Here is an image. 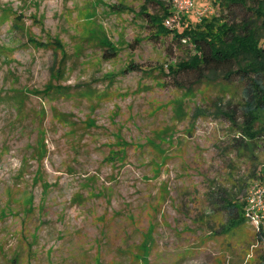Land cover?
<instances>
[{
  "label": "rangeland",
  "instance_id": "rangeland-1",
  "mask_svg": "<svg viewBox=\"0 0 264 264\" xmlns=\"http://www.w3.org/2000/svg\"><path fill=\"white\" fill-rule=\"evenodd\" d=\"M179 1L0 0V264L261 263L250 223L222 224L223 200L245 207L262 184L264 135L245 147L223 115L239 79L169 72L190 46L154 39L140 9L160 15ZM191 1L174 27L218 15ZM16 16L35 39L61 40L64 94H36L53 49L14 29ZM130 63L140 69L121 74Z\"/></svg>",
  "mask_w": 264,
  "mask_h": 264
},
{
  "label": "trees",
  "instance_id": "trees-1",
  "mask_svg": "<svg viewBox=\"0 0 264 264\" xmlns=\"http://www.w3.org/2000/svg\"><path fill=\"white\" fill-rule=\"evenodd\" d=\"M210 1L217 5L218 15H200L198 20L193 23L182 22L180 27L164 24L166 17L176 13L167 7L163 8L160 15L147 13L142 8L140 12L146 16V25L154 39L170 36L178 45L190 46L184 58L167 64L171 75L187 71L196 76V82L211 81L218 77L227 81L237 78L242 82V93L237 107L223 112V115L236 125L242 143L247 147L264 135V46L261 43L264 40V0ZM177 14L186 20L184 14ZM17 16L11 26L22 31L32 45L50 46L54 53L53 63L49 67V80L36 94H64L67 87L56 83L63 74L66 56L61 40L56 36L45 43L35 39ZM100 42L106 46L110 56L115 54L109 40L101 38ZM136 69H140L139 66L130 63L120 73ZM21 102L20 98L19 103ZM258 178L264 182V166L260 168ZM223 201L228 217L222 228L224 232H228L245 222L244 201L234 198ZM151 233L152 230L148 229L140 244L141 256L145 261L150 248ZM255 235L264 240V230H255ZM260 264H264V257Z\"/></svg>",
  "mask_w": 264,
  "mask_h": 264
},
{
  "label": "built area",
  "instance_id": "built-area-1",
  "mask_svg": "<svg viewBox=\"0 0 264 264\" xmlns=\"http://www.w3.org/2000/svg\"><path fill=\"white\" fill-rule=\"evenodd\" d=\"M191 4V0H180L176 5L177 9L175 14L187 10ZM172 20V16L166 17L164 19V24L166 26H171ZM243 214L246 221H248L255 230H264V182L253 187L248 192Z\"/></svg>",
  "mask_w": 264,
  "mask_h": 264
}]
</instances>
